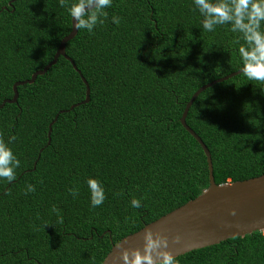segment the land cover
Listing matches in <instances>:
<instances>
[{
    "label": "trees",
    "instance_id": "trees-1",
    "mask_svg": "<svg viewBox=\"0 0 264 264\" xmlns=\"http://www.w3.org/2000/svg\"><path fill=\"white\" fill-rule=\"evenodd\" d=\"M106 11L104 24L76 30L64 46L88 86L86 104L68 110L85 89L58 57L0 108V133L17 137L9 146L21 162L15 181L0 180V264H101L120 239L208 187L204 155L179 117L198 88L241 69L243 40L235 43L230 25L203 30L193 0H112ZM70 18L59 0H0V104L12 97L13 83L52 60ZM184 122L209 152L216 186L264 175V83L240 73L214 84L193 100ZM89 178L104 187L99 207L91 206ZM28 184L35 192L25 194ZM133 198L140 209L131 207ZM176 258L264 264V235Z\"/></svg>",
    "mask_w": 264,
    "mask_h": 264
},
{
    "label": "water",
    "instance_id": "water-1",
    "mask_svg": "<svg viewBox=\"0 0 264 264\" xmlns=\"http://www.w3.org/2000/svg\"><path fill=\"white\" fill-rule=\"evenodd\" d=\"M10 3L11 1H9L7 5L10 6ZM74 24L75 20L71 17L70 31L59 41L52 60L41 70L31 74L28 80L13 83L11 86L12 97L3 100L0 104V108L3 104H14L17 97L16 87L33 83L37 76L43 75L55 64L58 57L64 58L70 64L72 69L79 76L85 89L83 101L70 106L68 110L88 102V86L74 67L73 62L64 54L66 42L71 40L76 34ZM240 73H242L241 69L198 88L185 103L179 117L180 126L198 144L204 155L207 167L208 187L194 199L187 201L185 204L143 226L138 231L120 239L115 245L110 247L109 252L106 254L101 264H122V261L118 258V253L122 248H142V236L146 228L160 230L166 234L169 237V250L176 257L193 250L216 245L228 239L250 235L253 232H260L264 235V175L240 182L216 186L213 182L209 152L200 139L184 122L190 105L199 93L214 84L225 81ZM63 112L64 111H60L59 113ZM55 119L56 116L48 124L47 145L49 144L51 125L54 123ZM230 209L236 210L235 216L229 215ZM177 234L182 237L181 242L179 244H173L171 242L172 236ZM118 243H120V248L116 247ZM114 257H116V259H113Z\"/></svg>",
    "mask_w": 264,
    "mask_h": 264
},
{
    "label": "clouds",
    "instance_id": "clouds-1",
    "mask_svg": "<svg viewBox=\"0 0 264 264\" xmlns=\"http://www.w3.org/2000/svg\"><path fill=\"white\" fill-rule=\"evenodd\" d=\"M193 3L203 17V30L213 32L217 26L230 25L229 30L239 34L235 43L243 40L238 49L242 73L249 81L264 83V0H193ZM59 6L68 7L77 31L83 29L91 33L98 24L102 25L108 19L106 9L112 6V0H75L71 4L67 0H59ZM121 19L113 16L111 22L119 25ZM16 139L13 135L6 141L3 133H0V180L9 183L17 179V169L21 166L20 160L9 146ZM87 186L91 206H101L106 199L101 182L89 178ZM68 191L74 198L79 194V189L75 187ZM31 192H35V186L26 185L25 194ZM131 207L140 209L141 199L133 198ZM52 210L59 211L55 206ZM229 215L235 216L236 210L230 209ZM59 222H63L62 218ZM181 239L177 234L172 236L171 242L179 244ZM142 240V248L121 249L118 258L122 264H179L176 256L169 250V237L162 231L146 228ZM116 247L120 248V243Z\"/></svg>",
    "mask_w": 264,
    "mask_h": 264
}]
</instances>
